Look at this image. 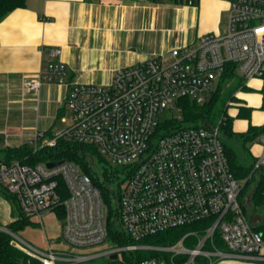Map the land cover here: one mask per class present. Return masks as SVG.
<instances>
[{"label": "built area", "instance_id": "obj_1", "mask_svg": "<svg viewBox=\"0 0 264 264\" xmlns=\"http://www.w3.org/2000/svg\"><path fill=\"white\" fill-rule=\"evenodd\" d=\"M179 1L196 6L199 0ZM225 1L230 13L223 34L203 35L167 56L119 68L106 85L67 83L60 50L46 52L49 61L24 88L38 93L44 84L66 86L67 127L49 139L37 132L29 146L37 151L63 138L95 146L111 166L123 168L116 189V224L128 243L111 245L103 254L77 255L53 249L47 238V249L41 250L14 235L15 247L31 260L28 264H82L102 256H116L114 261L125 264L126 256L149 249L163 257L140 264H215L213 257L264 264V218L260 223L249 220L244 182L235 178L222 142L221 128L229 116L223 113L217 125H186L180 106L182 99L209 102L229 65L235 67L241 89L257 79L264 94V0ZM232 105L229 101L227 108ZM164 113L170 116L167 124L161 121ZM258 140L263 153L253 173L264 172V132ZM0 187L41 225L45 215L62 207L63 239L71 247L109 242L107 203L75 163L51 168L47 163H0ZM205 221L211 222L201 233H191L198 238L194 247H187L184 239L160 248L139 244L160 232ZM218 239L225 249L218 247Z\"/></svg>", "mask_w": 264, "mask_h": 264}, {"label": "crops", "instance_id": "obj_2", "mask_svg": "<svg viewBox=\"0 0 264 264\" xmlns=\"http://www.w3.org/2000/svg\"><path fill=\"white\" fill-rule=\"evenodd\" d=\"M229 13L225 0H199L196 6L175 0H27L0 23V145H29L37 132L49 139L67 127L66 86L44 84L38 93L24 88L49 61L48 50H60L67 83L106 85L119 68L167 56L203 35L223 34ZM248 88L262 93V82L252 80ZM243 91L240 85L227 104L239 101ZM242 105L252 109L250 119L239 117ZM231 107L230 114V107L225 111L233 118L234 132L264 125L262 102ZM253 109L262 115L252 124ZM59 121L66 124L63 130L55 129ZM262 153L257 138L249 154L257 159ZM0 201L9 206L14 221L9 202L1 196ZM252 216L259 222L257 214Z\"/></svg>", "mask_w": 264, "mask_h": 264}, {"label": "trees", "instance_id": "obj_3", "mask_svg": "<svg viewBox=\"0 0 264 264\" xmlns=\"http://www.w3.org/2000/svg\"><path fill=\"white\" fill-rule=\"evenodd\" d=\"M26 1L27 0H0V23H2L13 11L24 8L26 6ZM150 1L159 2L160 0ZM175 1L183 3L179 0ZM228 68L229 70L222 76L209 102L204 105H198L190 99H182L180 101L184 124L198 125L205 123L213 125L210 121L211 114L215 105L221 99L225 90H227L226 85L231 84L233 86L234 83L237 84L236 87L241 85V81H239L235 70H233L235 67L229 65ZM244 89L250 91V88ZM229 91L231 93V90ZM240 109L239 117L251 118L252 109L250 107L242 105ZM224 114H226V111H224ZM221 131L223 146L231 170L237 180L244 182L242 194L244 197L249 194L251 195L252 202L250 208H253L252 214H257V209L264 207V172L257 171L253 173L256 159L250 156L249 147L256 141L259 135L264 132V125L259 127L250 125L246 132L236 133L233 130V118L228 117ZM47 137L53 138L54 136L48 135ZM244 154H247V157H245ZM14 161H19L29 166H34L37 163L51 164L67 161L78 165L84 174L91 177L93 184L100 190L107 203L109 209V242L115 246H123L128 243L126 239L120 236V231L116 224V189L123 181L121 176L123 168L114 169L109 162L99 154L95 146L69 142L63 138L57 139V143L54 147H44L37 151H34V149L27 144L19 147L0 145V163L11 164ZM254 180H257V184L252 187L251 184ZM0 196L11 205L12 217L14 218L13 222L5 226L0 222V264H28L31 260L21 250L13 246L12 243L13 236H17L20 231L24 230L25 227L31 223V218L21 212L16 198L2 187H0ZM247 213L248 215L250 214V212ZM56 214H58L59 217L63 215V218L61 217L62 219L65 217V212L62 207L57 209ZM210 222L211 221H205L166 230L141 240L139 244L151 248H160L174 245L184 239L185 245L191 248L198 242V238L191 235V233H201L202 229L210 224ZM216 242L220 249H225L223 243L219 239ZM161 257H163V255L154 249L142 250L126 256L125 264H140L144 259ZM105 264H118V262L106 260Z\"/></svg>", "mask_w": 264, "mask_h": 264}, {"label": "rangeland", "instance_id": "obj_4", "mask_svg": "<svg viewBox=\"0 0 264 264\" xmlns=\"http://www.w3.org/2000/svg\"><path fill=\"white\" fill-rule=\"evenodd\" d=\"M224 27H222L223 31ZM220 35V34H218ZM237 84L234 83L233 86L227 84L226 88L227 90H231L232 94H235L238 91V87H236ZM225 90L224 94L222 95L221 99L217 102L215 105L214 110L212 111L211 114V123L213 125H217L218 121L220 120L221 116L223 115L224 111L226 110L227 107V101L232 95L230 91L228 92ZM261 98V99H260ZM245 101L249 105H259L260 102L264 105V94L263 93H258L255 91H243L239 93V101H233V105H238L239 103H243ZM228 114L233 110V107H230L227 109ZM179 114L177 113L175 116H178ZM261 113L256 109H253V118L250 121L252 124L253 122L259 121L261 118ZM168 113H164L161 116V121L162 123L167 124V119L169 118ZM66 124L61 123L60 121L57 122L55 129L56 130H63L65 128ZM165 127V125L162 126V128ZM245 157H247V154H244ZM114 169L117 167L112 166ZM257 184V180H254L251 184L252 187H254ZM246 198V197H245ZM250 214L253 213V208L251 207L249 210ZM257 216L259 219L260 223L263 218H264V208H258L257 211ZM63 215L58 216V214L51 213L47 214L43 217V225L39 223V221L36 218L31 217V223L25 227L24 230L20 231L17 234V237L23 240L24 242L38 248L41 250H46L47 249V244H46V238L50 242H54L51 244L53 249L56 250H61L64 252L70 251L75 254H83V255H91V254H103L106 252L107 248L111 246V242H108L106 244H103L99 247L95 248H86V249H79V248H73L70 245H68L64 239H63V224H64V219ZM12 218L9 213V206L4 204L2 201H0V222L3 226L8 225L10 222H12ZM121 257H119L120 259ZM213 262L215 264H261L257 263L255 261L251 260H245V259H238V258H220L218 259L217 257H213ZM106 262V257H98L94 259L93 261L87 262L86 264H105ZM29 263V262H28ZM198 264H201L200 261H198ZM206 264V263H202Z\"/></svg>", "mask_w": 264, "mask_h": 264}, {"label": "water", "instance_id": "obj_5", "mask_svg": "<svg viewBox=\"0 0 264 264\" xmlns=\"http://www.w3.org/2000/svg\"><path fill=\"white\" fill-rule=\"evenodd\" d=\"M56 165H57V163H51V164H48V167L51 168V167H54ZM251 202H252V198H251V195L249 194V195L246 196V198L244 200V203H243L244 204V207H245V209H246L247 212H249V209H250V206H251ZM248 217H249V220L252 223H255L256 222V220L254 219V217L251 214H249ZM12 245L13 246H16L15 243H12ZM114 259H116V256L111 257V260H114Z\"/></svg>", "mask_w": 264, "mask_h": 264}]
</instances>
